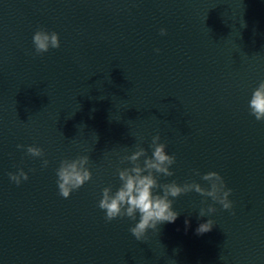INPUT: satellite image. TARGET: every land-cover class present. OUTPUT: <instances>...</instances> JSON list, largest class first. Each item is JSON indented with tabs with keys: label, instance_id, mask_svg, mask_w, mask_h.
I'll return each mask as SVG.
<instances>
[{
	"label": "water",
	"instance_id": "water-1",
	"mask_svg": "<svg viewBox=\"0 0 264 264\" xmlns=\"http://www.w3.org/2000/svg\"><path fill=\"white\" fill-rule=\"evenodd\" d=\"M40 28L61 47L36 55ZM261 81L264 0H0V264H264V122L249 112ZM157 134L176 157L160 183L209 187L194 170L215 171L234 207L183 194L177 220L138 241L136 221L108 222L98 203L130 166L120 156L151 155ZM81 155L93 178L65 199L56 170Z\"/></svg>",
	"mask_w": 264,
	"mask_h": 264
},
{
	"label": "clouds",
	"instance_id": "clouds-1",
	"mask_svg": "<svg viewBox=\"0 0 264 264\" xmlns=\"http://www.w3.org/2000/svg\"><path fill=\"white\" fill-rule=\"evenodd\" d=\"M161 35H167V29L160 30ZM36 55H43L51 49L61 47L60 36L57 32H49L44 28L38 29L32 38ZM159 52V49H156ZM249 112L257 121L264 122V81H261L252 93L249 100ZM97 137V136H96ZM98 141V137H97ZM24 149L25 145H17ZM150 148L152 154L141 144L136 145V150L130 155L120 156V164H129V167L117 168L116 173L120 186L113 191L111 186L102 189V198L98 207L105 212V219L111 222L117 218H128L136 221L129 231L138 241L147 239L149 230L159 231V225L174 223L179 213L174 210V199L183 194L195 191L201 196L210 197L212 201L222 205L224 210H232L233 201L229 199L233 190L227 187L224 178L215 171L201 175L199 170H194L196 176L208 182L209 187L192 181L183 185L176 181L160 183L159 177H171L175 173L172 166L176 164L175 155H169L167 145L161 143L159 134L152 137ZM27 155L34 158H44L46 153L43 148L34 145L26 147ZM119 155V154H117ZM90 156L81 155L75 159H64L56 170L59 195L70 198L74 191L79 190L93 178L89 168ZM49 161L43 159L42 167L47 168ZM34 171V170H33ZM9 178L17 186L29 179V175L22 168L17 173H9ZM217 208L209 205L201 208L200 217L215 213ZM137 217L139 219L137 220ZM215 225L212 219L202 223L196 229L197 234L210 232Z\"/></svg>",
	"mask_w": 264,
	"mask_h": 264
}]
</instances>
